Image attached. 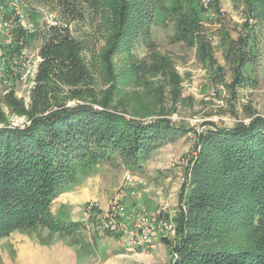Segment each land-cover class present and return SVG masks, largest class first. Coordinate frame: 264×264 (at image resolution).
Listing matches in <instances>:
<instances>
[{
	"label": "trees",
	"instance_id": "16d2710c",
	"mask_svg": "<svg viewBox=\"0 0 264 264\" xmlns=\"http://www.w3.org/2000/svg\"><path fill=\"white\" fill-rule=\"evenodd\" d=\"M184 1L169 0L166 5L165 0H60L77 8L86 3L98 17L104 44L95 56L107 89L99 99L88 87L69 92L71 98L81 100L89 94L86 103L51 104L56 99L48 93L53 91V76L68 85L82 86L90 84L91 75L81 54L82 41L67 29L63 35L57 32L58 25L52 26V36L40 49L43 60L38 64L29 109L14 99L12 91L4 97L5 105L26 116L28 124L11 126L0 111V238L15 230L32 236L40 228L48 229L45 238L37 234L41 244H47L56 232L72 237L84 223L59 220L51 214L50 205L78 170L86 174L101 162L134 169L163 140L183 131L161 106L164 93L172 104L182 98L181 77L171 58L149 44L147 61L135 64L128 60L133 40L138 35L146 39L153 15L162 12L170 15L175 27L171 41L194 47L197 60L213 66L211 43L200 19L205 9L199 0ZM215 1L213 10L217 11L218 0H211L209 6ZM247 9L264 23V0H248ZM244 25L245 35L236 40L225 37L233 93L245 80L244 68L254 56L252 28L247 30L248 24ZM14 32L18 40L23 37L21 28ZM15 48L20 50V45ZM122 50H127L124 62L130 64L129 81L142 86L143 94L153 99H145L143 109L132 106L131 97L122 109L121 99L116 104L112 101L117 91L113 59ZM195 135L190 178L185 176L178 198L185 209L179 208L176 219L178 238L172 249L177 259L169 264H264V116L254 115L230 128L211 124ZM76 242L77 238L71 241Z\"/></svg>",
	"mask_w": 264,
	"mask_h": 264
},
{
	"label": "rangeland",
	"instance_id": "374dc122",
	"mask_svg": "<svg viewBox=\"0 0 264 264\" xmlns=\"http://www.w3.org/2000/svg\"><path fill=\"white\" fill-rule=\"evenodd\" d=\"M183 3L187 6L188 2ZM165 4L169 5V0H165ZM74 6L72 3L63 5L60 0H19V11L26 27L22 43H16L18 39L15 32L11 42H8L7 36L0 32V111L4 113L7 124L11 126L28 124L26 116L12 112L5 105L4 97L12 91L14 99L26 110L29 109L35 93L33 89L38 64L43 60L40 49L52 36L50 28L55 25H58L59 34L64 35L67 29L72 37L82 41L81 54L88 64L91 75L90 84L82 86L68 85L53 76L50 81L53 91L49 89L48 93L50 96H56V99H51V104L64 103L66 106H72L86 103L90 101L89 94L81 100L71 98L69 92L85 90L87 87L92 89L98 99L104 96L107 83L103 79L101 63L95 56L104 44L99 19L86 3L81 4L82 8L75 6L74 9ZM200 6L203 7L201 3ZM214 6L216 7V1L213 6L203 7L205 10L200 12L203 33L212 47L214 61L212 67L204 66L197 60L194 47L181 41H171L175 27L170 15L162 12L153 15L148 37L145 39L138 35L129 50L131 59L128 61L135 64L147 61L149 44L171 58L181 77L182 98L178 103L172 104L169 95L164 93L161 106L171 122L183 129L174 138L163 140L134 169L126 170L122 165L101 162L87 170L101 172L103 179L107 181L99 189V194L108 206L107 212L111 201L115 197H120L125 210L123 216L125 220L128 219L129 228L135 229L134 218L139 213L147 217L171 219L176 226L179 208L185 209L178 198L185 176L188 175V179L190 178V159L196 154L194 149L197 141L196 132L200 133L211 124L230 128L237 122H248L254 115L264 116V23L257 21L249 12L248 0H218L217 11L213 10ZM245 23L248 24L247 30L252 28L250 32L254 56L244 68L245 80L236 86L233 93L230 88L233 78L232 67L226 54L225 37L236 40L240 34L245 35ZM16 44L20 45L18 51L15 50ZM126 54L127 50H122L113 59L117 73V91L112 101L116 104L118 99H121L123 103L119 108L122 109L131 97L132 106L143 109L144 102H147L144 100L149 96L143 94L142 86H136L129 81L131 76L128 77L127 74L131 68L130 64L124 62ZM57 71L55 69V72ZM150 100L153 99L149 98L148 101ZM94 107L100 106L95 104ZM155 117L154 115L145 120L149 121ZM198 149L199 147L197 151ZM125 171L132 172L138 178L133 195L122 186ZM81 175L83 173L78 170L76 178L80 180ZM185 182L188 187V181ZM104 218L105 216H101L95 219V222H91L93 219H90L87 224L93 227L89 226L87 229L84 224L72 237L54 233L49 242L43 245H40L39 239L46 237L47 230L40 228L37 232L40 238L33 234L30 241L34 245V250L45 257L44 261L47 264L58 261L61 263L65 261L66 264H169L177 259V254L172 249V246L177 245L176 235L171 238L165 237L167 241H162L163 237L160 236L147 248L139 243L129 245L123 233H108L99 229L98 222ZM71 238L72 240L77 238L78 242L71 243L72 240H69ZM95 239L99 246L94 245L98 249L97 254L87 255L94 251L91 244ZM83 244L84 248L80 246ZM0 248V264H17L15 250L6 243L0 244ZM4 250H7L6 255ZM116 251L122 254L113 256V252ZM101 252H106L110 257L108 259L102 257ZM37 259L27 261L19 258L18 264L25 262L39 264L40 261Z\"/></svg>",
	"mask_w": 264,
	"mask_h": 264
},
{
	"label": "built area",
	"instance_id": "2783aa9c",
	"mask_svg": "<svg viewBox=\"0 0 264 264\" xmlns=\"http://www.w3.org/2000/svg\"><path fill=\"white\" fill-rule=\"evenodd\" d=\"M211 0H200L203 7H208ZM25 30L22 14L19 11V0H0V32L7 36V41H12L13 32L16 29ZM22 43V37L18 41ZM138 183V178L130 171H126L122 186L127 188L130 194H135L134 187ZM97 201L89 200L82 209V222L87 224L95 216ZM123 206L120 197H115L110 204V209L105 218L98 222L99 229L108 233H123L129 245L139 243L145 248L150 247L161 236L174 237L176 235V226L171 219L164 217H147L141 213L134 218V228H129L128 219L125 220ZM132 226V225H131ZM103 231V232H104Z\"/></svg>",
	"mask_w": 264,
	"mask_h": 264
},
{
	"label": "crops",
	"instance_id": "0c3cea01",
	"mask_svg": "<svg viewBox=\"0 0 264 264\" xmlns=\"http://www.w3.org/2000/svg\"><path fill=\"white\" fill-rule=\"evenodd\" d=\"M121 180H122V178H121ZM121 180H120V182H121ZM105 181L106 180L103 179L101 172H98V171H92V172H88L86 174H83V175H81L80 180L75 178L71 182L67 183L65 185L64 189L62 190V192L59 193L53 199V201L50 205L51 214L63 222H70V221L71 222H82V215H81L82 209L84 208V206L86 205V203L89 200L95 199L97 201L98 205H97L95 216L92 218L93 220L92 221L90 220V221L95 222V219L101 218V216L104 217L107 213L108 206L106 203H104L102 195L99 194V189H100V187L104 186L103 184L105 183ZM90 225L85 224L87 229L90 227L91 228L93 227ZM42 229L47 230V233H48L47 228H42ZM97 233H99L98 230H97ZM55 234H59V233L56 232ZM31 239H32L31 235L24 233V232H20L18 230H15V231L11 232L8 236L1 237L0 244L3 245L4 243H6L10 248L15 250V254H16L15 259L16 260L17 259L19 260V258H20V260L32 261V260L38 258L37 260L40 261L39 264H47L44 261L45 257L44 256L42 257L37 252V250H34V248H33L34 245L30 241ZM95 244L98 246L96 239L94 240V243L91 244L93 247L92 250H94V251L92 253H88L87 255L97 254L98 249H97V247L95 248V246H94ZM40 245H43V244L40 243ZM4 251H5V255H6L7 250H4ZM106 252H104V253L101 252L102 253L101 256L108 259L110 256ZM108 253H110V252H108ZM121 254L122 253H120L119 251L113 252V256H118ZM87 255L84 254V256H87ZM2 256H3V253H2ZM99 257H100V255H99ZM46 258H47V256H46ZM3 260H4V257H3ZM18 260H17V264H18ZM25 263H27V262H25ZM53 263L54 264H66L65 261H62V263L59 261L53 262Z\"/></svg>",
	"mask_w": 264,
	"mask_h": 264
}]
</instances>
